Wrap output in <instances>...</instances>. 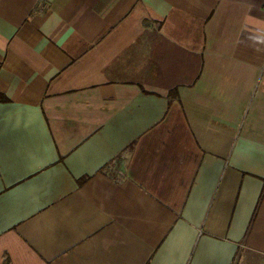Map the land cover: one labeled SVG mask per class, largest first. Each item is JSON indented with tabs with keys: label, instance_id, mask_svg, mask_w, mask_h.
Segmentation results:
<instances>
[{
	"label": "crops",
	"instance_id": "0c3cea01",
	"mask_svg": "<svg viewBox=\"0 0 264 264\" xmlns=\"http://www.w3.org/2000/svg\"><path fill=\"white\" fill-rule=\"evenodd\" d=\"M0 264H264V0H0Z\"/></svg>",
	"mask_w": 264,
	"mask_h": 264
},
{
	"label": "built area",
	"instance_id": "2783aa9c",
	"mask_svg": "<svg viewBox=\"0 0 264 264\" xmlns=\"http://www.w3.org/2000/svg\"><path fill=\"white\" fill-rule=\"evenodd\" d=\"M109 168H113V166H109ZM113 170L116 171V172H118V173H121V174L123 173L122 170L119 169V168L116 169V168L114 167Z\"/></svg>",
	"mask_w": 264,
	"mask_h": 264
},
{
	"label": "trees",
	"instance_id": "16d2710c",
	"mask_svg": "<svg viewBox=\"0 0 264 264\" xmlns=\"http://www.w3.org/2000/svg\"><path fill=\"white\" fill-rule=\"evenodd\" d=\"M2 97V96H1Z\"/></svg>",
	"mask_w": 264,
	"mask_h": 264
}]
</instances>
